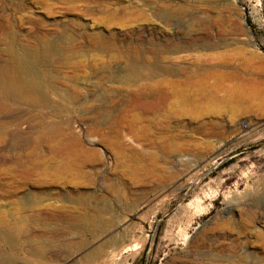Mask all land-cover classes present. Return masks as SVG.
<instances>
[{
    "label": "rangeland",
    "instance_id": "obj_1",
    "mask_svg": "<svg viewBox=\"0 0 264 264\" xmlns=\"http://www.w3.org/2000/svg\"><path fill=\"white\" fill-rule=\"evenodd\" d=\"M215 54L264 94V0H0V264H264V104L180 95Z\"/></svg>",
    "mask_w": 264,
    "mask_h": 264
},
{
    "label": "bare ground",
    "instance_id": "obj_2",
    "mask_svg": "<svg viewBox=\"0 0 264 264\" xmlns=\"http://www.w3.org/2000/svg\"><path fill=\"white\" fill-rule=\"evenodd\" d=\"M193 28H191V29H193ZM194 36H196V35H194ZM198 47L203 48V49H215L218 46L216 44L204 42L201 46H198ZM240 51H239V53H240ZM236 54H234V55H236ZM223 55L226 56V54H223ZM224 56H220L219 54H215L212 56L209 55V56H205L204 58H202V61H206L207 63L208 62L211 63V62L215 61L217 65H215L212 68L205 69L201 73L198 72V74L195 76V78L193 80H191L190 82H188V84L186 85V87L183 89V91L180 94L183 98L182 101L184 103H187V104L192 105L194 107H212V106H214V107H217V106H227V107H255V106H257L258 107L259 106V108L262 107L264 104V94L260 93V92H262V89L260 91L258 90L260 87L257 89L256 88L257 86L256 87L254 86L255 84H258V83H254V85H253V83L250 82L251 80L248 81L247 78H244L241 75H239L236 71H234L233 67L231 70H226V69L222 70L224 68L230 67L232 61L234 60L232 58L234 56H230L233 59L232 61H230L231 60L230 57L227 58ZM240 56H241V53H240L239 57ZM200 60L201 59H199V61ZM242 60H243V57H242ZM246 61H248V60H246ZM223 64H224V66L222 67ZM15 69H16V66L14 68L9 63L0 64V99H2V101H4V102H8V103L23 104L26 101L27 102L30 101L29 98L33 99V94L28 92L27 86H25L20 81V79H19L20 77H18L17 74H15L16 73ZM242 69L244 70L243 67H242ZM262 96H263V99H262L263 102L262 101L260 102L259 99ZM177 100H178V96H177ZM175 102H177V101H175ZM179 102H180V100H179ZM170 103H171V101H170ZM177 104H179V103H177ZM169 107H170V105H169ZM0 110H5V108L0 107ZM21 121H22L21 117L17 116V117H14L10 121V123L14 124V126L15 125L18 126V125H20ZM6 126H7L6 123L0 124V144L5 140V138H7V136L4 138V134H3L5 129L7 128ZM59 130H61V129H59L55 126H50L48 128H45L43 131H41L39 133V135L36 139H32L30 142H28L27 148L31 147V148L37 149L40 147L41 143L54 142L55 140L53 139V137L56 133L59 132ZM63 145H64V143H63ZM70 147H67V146L57 147L54 149V153L56 155L57 154H64V155L69 154ZM9 152H10V150H9ZM21 153H18V157L21 158L22 160H25L26 157H23V154H21ZM34 157L38 158L37 155H35ZM35 161H36V159H35ZM82 161L83 160H81V163H82ZM74 162L76 163V160ZM68 163L70 164V162H68ZM35 165H36L35 168L37 171H41L44 169V168H41L38 164H35ZM69 166H71V165H69ZM78 166H81V164ZM69 168L70 167H68V169ZM71 168H72V166H71ZM57 169H58V167H56L55 170H57ZM68 169H66V170L68 171ZM70 170L71 169H69V171ZM107 226H108V223L106 222V226L104 223L102 228H105ZM92 227H93V225H92ZM96 231H98V230H96ZM116 242H117L116 240H111L110 245L115 246ZM97 256H98V254H96V253H90L86 257V260L88 263H91L97 258Z\"/></svg>",
    "mask_w": 264,
    "mask_h": 264
},
{
    "label": "trees",
    "instance_id": "obj_3",
    "mask_svg": "<svg viewBox=\"0 0 264 264\" xmlns=\"http://www.w3.org/2000/svg\"><path fill=\"white\" fill-rule=\"evenodd\" d=\"M214 214V211L212 212V214L210 216H212Z\"/></svg>",
    "mask_w": 264,
    "mask_h": 264
}]
</instances>
